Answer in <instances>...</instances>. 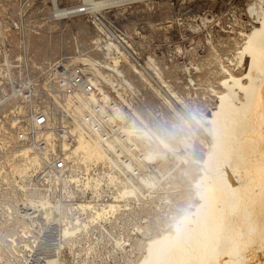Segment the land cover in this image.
<instances>
[{
  "label": "bare ground",
  "instance_id": "obj_1",
  "mask_svg": "<svg viewBox=\"0 0 264 264\" xmlns=\"http://www.w3.org/2000/svg\"><path fill=\"white\" fill-rule=\"evenodd\" d=\"M52 1L54 16L61 17L77 11L76 8L83 5L97 15L105 8L121 7L137 0H84L85 4L80 6H64L60 5L59 0ZM247 11L252 18L250 27L240 30L243 42L233 58L229 59L232 66L221 62V88H212L216 96L214 104L205 113L197 114L192 109H189V113L187 111L197 121L196 125L203 126L209 136L207 140L202 138L200 141L204 145L202 157L196 159L193 156L195 146L187 136L177 141L176 148L163 135L156 133L157 139L145 151L147 159L153 162L150 171H146L147 166L142 165L145 172L134 173V179L126 177V184L118 189L112 199L100 203L79 200L76 204L78 211L70 210L63 215L66 221L60 230L61 240L70 245L75 264H264V0H250ZM94 22L103 30L96 18ZM105 37L101 39L99 36L97 41L106 59L99 60L89 54H80L75 58L104 79L107 76L101 67L113 68L127 79L128 75L121 67L123 61L127 60L133 72L189 124L184 113V109L188 108L187 100L164 77L155 58L149 56L140 68L129 59L117 38ZM128 43L133 45L130 40ZM190 68L185 64L186 73L193 79ZM239 68L243 71L236 72ZM195 93L189 92L191 96ZM203 98L208 99L210 95L205 94ZM68 105L74 112L81 113L79 101H69ZM136 113L138 117L132 119L134 133L140 137L146 136L149 134L148 128L141 126L139 121L147 126L148 122L137 109ZM12 125H15L14 121ZM74 129L78 140L73 152L77 162L86 170L83 181L87 186H91L95 180L91 168L99 163L125 174L120 162L109 157L99 137L90 133L81 122H77ZM181 147L184 152H181ZM165 152L168 159H177L175 168H180L181 162L189 164L193 161L197 164L198 173L191 178L196 201H189L180 214L171 215L173 218L167 220L159 232L142 240L138 234L148 235L151 228L150 223L134 220V200L140 206L154 203V210L158 214L174 212L173 207L169 206L174 200L167 187L173 168L163 170L158 163L160 158H165ZM4 162L0 161V177L7 166L12 180L11 177L3 178L16 188L14 197H11L13 203L41 208L43 216L54 218L50 200L39 188L29 185L40 164L38 156L28 146H23L13 153L12 158L4 157ZM183 172L191 177L187 168ZM77 177L74 175L73 179L77 181ZM117 178L111 176L112 180ZM157 196H160L159 202H155ZM14 206L7 204L10 211H6L5 215L9 219L22 222L27 216L36 220L30 212H24L22 218L15 217ZM120 222H123V230H114ZM103 239H107L109 245L106 252L99 248ZM141 242L143 244L139 248L143 252L137 256L136 245ZM63 244L56 246V252L40 253L44 258L42 261L32 258L35 251L32 245L19 249L0 244V264L5 261V249L24 259L19 264H68L69 258L61 249ZM108 256L112 263L107 262Z\"/></svg>",
  "mask_w": 264,
  "mask_h": 264
},
{
  "label": "rangeland",
  "instance_id": "obj_2",
  "mask_svg": "<svg viewBox=\"0 0 264 264\" xmlns=\"http://www.w3.org/2000/svg\"><path fill=\"white\" fill-rule=\"evenodd\" d=\"M249 1L137 0L121 7L105 8L97 15L72 14L54 17L51 0H0V134L2 132L3 135L11 137L0 147V161L4 162V157L12 158L13 153L22 148L13 135L11 125L14 118L11 112L15 108L23 111V103L18 98L1 100L3 93L8 89L4 73L11 68L19 79L28 73H37L43 65L59 58H66L71 64L81 63L75 58L80 54H89L99 60L106 59L97 41L99 36L101 39L106 37L94 22L95 18L100 24V19H107L111 24L123 25L134 41V49L145 63L149 56L155 58L164 77L187 100L188 108L184 109V113L189 124L177 116L174 110L163 102L135 71L133 72L127 60L123 61L121 67L126 74L138 81L147 94L143 107L137 111L149 122L152 107L160 106L164 119L161 135L176 148L177 141L187 136L195 146L193 156L200 159L204 150L200 141L202 138L207 140L209 136L203 126H197V121L188 113L191 109L197 114L205 113L209 106L214 104L216 96L213 95L212 88H221V62L224 61L228 67L232 66L229 59L233 58V54L243 42L240 30H248L250 27L252 18L247 11ZM68 3H74V0H68ZM185 64L191 67L190 73L194 80L186 73ZM150 71L156 75L153 69ZM242 71V68L236 70ZM190 91H196L195 95L191 96ZM205 94L210 95V98H203ZM180 150L185 151L182 147ZM166 154L167 152L164 159L159 157L158 163L160 169L173 168L167 187L174 200L169 204L174 212L158 214L154 210V203L148 202L140 206L138 201L134 200V220H141L144 224L150 223L151 233L138 234L142 240L154 232H159L164 223L173 218L171 215L180 214L189 201H196L191 178H195L198 173L197 164L193 161L189 164L180 161V168H175L177 159H168ZM184 168L188 169L191 177L183 172ZM4 169L1 177H11L12 180V175L7 171L8 167L5 166ZM8 190L13 197L16 188L12 182ZM159 197L155 198V202H159ZM126 220L129 222L128 218ZM122 223L116 225L114 230H123ZM142 244L141 242L136 245L137 256L143 252V249L139 248ZM99 248L103 252L109 249L107 239L101 241ZM61 249L69 258L68 264H75L70 245L64 243ZM10 262L19 264L23 260L5 258L1 264ZM107 262H111L109 256Z\"/></svg>",
  "mask_w": 264,
  "mask_h": 264
},
{
  "label": "built area",
  "instance_id": "obj_3",
  "mask_svg": "<svg viewBox=\"0 0 264 264\" xmlns=\"http://www.w3.org/2000/svg\"><path fill=\"white\" fill-rule=\"evenodd\" d=\"M59 3L64 6H80L85 1L74 0V3H68V0H59ZM86 6L76 8L77 11L68 15L92 16L93 13ZM100 21L103 35L117 38L129 59L138 67H143L145 60L134 49L129 31L119 23L111 24L107 19ZM101 69L106 73V79L86 64H71L66 58H59L43 65L37 73H28L19 79L11 68L4 73L8 89L1 100L18 98L23 103V111L15 108L11 112L15 122V125H11L15 140L20 147L28 146L40 160L29 185L39 188L50 200L55 217L47 219L40 212L41 208H28L20 202L13 203L8 180L0 177L1 245L16 246L19 249L32 245L35 248L32 258L42 261L44 258L40 253L56 252V246L64 243L60 234L66 221L63 215L70 210L78 211L76 204L79 200L100 203L112 199L118 189L126 184V177L134 179V173L145 172L142 165H146V171H150L153 162L147 159L145 151L157 139L156 133H163L161 124L164 119L160 106L152 107L148 126L139 121L141 126L148 128L149 134L142 137L136 135L132 119L138 117L136 109L142 108L147 98L145 88L134 78L121 77L113 68ZM69 101H79L82 108L80 114L68 105ZM77 122H81L90 133L101 139L109 157L120 162L125 174L101 164L91 168L95 180L91 186L86 185L83 181L86 170L77 162L73 152L78 140L74 129ZM9 138L1 132L0 147ZM74 175L79 176L77 181L73 179ZM112 175L118 178L112 180ZM9 203L15 205V217L22 218L24 212H30L36 220L27 216L22 222L9 219L5 215L6 211H10L7 207ZM5 251V258L24 261L9 250Z\"/></svg>",
  "mask_w": 264,
  "mask_h": 264
}]
</instances>
